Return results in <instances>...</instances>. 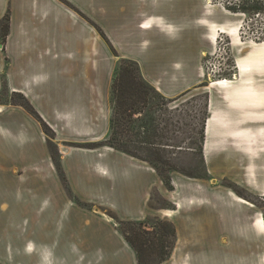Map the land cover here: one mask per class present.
Masks as SVG:
<instances>
[{"label": "crops", "instance_id": "obj_1", "mask_svg": "<svg viewBox=\"0 0 264 264\" xmlns=\"http://www.w3.org/2000/svg\"><path fill=\"white\" fill-rule=\"evenodd\" d=\"M170 1L0 0V220L4 219L0 223L20 226L9 236L20 257L17 264H138L115 219L103 211L110 210L120 219L146 218L154 213L150 191L153 186L161 190L162 181L145 160L106 143L113 102L103 92V9L106 3L111 16L116 13L119 18L120 12L132 19L137 28L124 36L127 45L113 47L121 57L135 60L143 79L164 98L174 100L197 85L198 72L183 52L182 29L186 24L198 25L199 17L189 15L184 20L181 5ZM16 93L54 131L58 145L60 141L97 143L60 149L61 171L75 199L66 197L56 183L58 170L44 146L46 134L35 117L12 102ZM256 104L253 116L262 122L263 99ZM220 113L208 118L205 157L215 151L214 127L219 126ZM39 171L46 181L42 188ZM170 176L174 190L165 192L174 204L167 215L173 218L175 240L166 259L157 264H195L194 258L209 256L212 250L178 247V243L209 239L212 230L193 239L184 236V226L192 228L193 215L209 210L200 202L209 203V197L196 191L194 178L175 172ZM210 188L206 184L202 189ZM6 195L11 202L5 201ZM164 211L160 212L165 215ZM8 235L2 234V239Z\"/></svg>", "mask_w": 264, "mask_h": 264}, {"label": "rangeland", "instance_id": "obj_2", "mask_svg": "<svg viewBox=\"0 0 264 264\" xmlns=\"http://www.w3.org/2000/svg\"><path fill=\"white\" fill-rule=\"evenodd\" d=\"M170 3L181 5L184 20L189 15L193 19L199 17L198 25L186 24L182 29L186 47L183 52L188 53V63L198 72L197 85L178 100L169 99L172 100L169 102L160 94L151 95L148 105L130 116L128 136H123L127 138L130 151L144 158L162 181L161 190L153 186L150 191L149 204L154 213L142 220L120 219L110 210L103 213L115 219L122 234L144 241L145 252L153 258L160 251H170L175 239L166 234L171 227L166 228L162 222H172L167 212L174 204L166 193L174 190L170 174H182L194 178L191 182L196 191L209 197V203L200 201L205 204L202 207L209 206V210L193 215L192 228L184 224V236L193 239L205 230H212V233L207 240L181 239L178 247L183 244L185 248L212 250L209 256L194 258L195 264H264V232L258 231V221H264V119L259 122L253 116L255 104L264 101V0H173ZM104 4L101 28L104 37L103 92L106 99L114 103L113 79L124 60H135L121 57L113 46L127 45L124 36L128 31L133 35L137 26L125 13L122 17L119 12V18L116 13L111 16V10ZM219 32L223 33L215 43ZM124 52L132 54L133 50L124 48ZM7 97L9 99V95ZM12 100L20 98L13 96ZM260 109L264 111V104ZM218 112H221L220 122L214 127L217 135L213 138L216 144L212 145L215 151L207 158L203 154L205 130L208 118ZM207 130L210 134L211 124ZM54 139V131L50 128L44 146L59 162L60 149L64 146L97 145L69 141H60L58 145ZM222 140L224 143H220ZM56 175V183L64 188L66 197L75 199L65 177L63 180L58 171ZM38 181L42 188L46 181L41 171ZM206 184L212 189H202ZM231 193L237 200L240 197L252 206L237 201ZM5 201H12L10 195H6ZM162 210L165 215L160 212ZM10 211L7 209L6 214ZM256 220L257 230L253 226ZM19 227L0 223V264H17L20 260L13 251L15 241L9 239ZM5 232L9 234L6 240L2 239Z\"/></svg>", "mask_w": 264, "mask_h": 264}, {"label": "trees", "instance_id": "obj_3", "mask_svg": "<svg viewBox=\"0 0 264 264\" xmlns=\"http://www.w3.org/2000/svg\"><path fill=\"white\" fill-rule=\"evenodd\" d=\"M5 20H8L6 16ZM7 30V25L4 26V35ZM112 93L114 97V103L112 108V115L110 117V133L106 140L107 145L114 147L115 149L129 154L131 156L137 157L139 159L145 160L130 151L127 138L123 136H128L129 126H130V116L137 110L144 108L148 105L151 95L160 94L152 85L147 83L140 75L138 64L135 61L124 60L119 67L118 72L116 73L113 82H112ZM20 98L19 101H14L17 104L21 105L26 111H28L32 116L38 119L41 123L44 133L49 136V126L42 119V117L37 113L34 107L30 102L20 93L15 94ZM161 95V94H160ZM162 96V95H161ZM163 97V96H162ZM172 101V100H167ZM120 116V117H119ZM120 124V126H119ZM52 155V154H51ZM52 159L56 169L58 170L61 178L64 180V176L61 171L60 162L57 158L53 157ZM143 225L142 222L138 223ZM167 228L166 234H171L174 237L175 229L173 224L169 221L162 222ZM144 233H147L146 230H143ZM128 243L134 248L137 255L138 264H157L168 256L170 251H165L162 253L158 252L156 257L153 258L152 254H147L144 250V241L139 242L138 238L130 237L128 234H123ZM165 245L160 248H164ZM154 259V260H152Z\"/></svg>", "mask_w": 264, "mask_h": 264}, {"label": "bare ground", "instance_id": "obj_4", "mask_svg": "<svg viewBox=\"0 0 264 264\" xmlns=\"http://www.w3.org/2000/svg\"><path fill=\"white\" fill-rule=\"evenodd\" d=\"M236 77H235V75H234V79H235ZM222 80H224V79H222ZM231 80H233V79H231ZM228 81H230V80H228ZM238 200L240 201V202H243V203H245V204H248L249 206H252V204H250L249 202H247L246 200H244V199H242V198H240V197H238ZM258 231L259 232H264V221L263 220H259L258 221Z\"/></svg>", "mask_w": 264, "mask_h": 264}, {"label": "built area", "instance_id": "obj_5", "mask_svg": "<svg viewBox=\"0 0 264 264\" xmlns=\"http://www.w3.org/2000/svg\"><path fill=\"white\" fill-rule=\"evenodd\" d=\"M221 33H223V32H219V33L217 34V36H216V38H215V43H216V41H217V39H218V37H219V34H221ZM215 43H214V44H215ZM224 79H225V78H224ZM220 80H221V79H220ZM220 80H219V81H220Z\"/></svg>", "mask_w": 264, "mask_h": 264}]
</instances>
